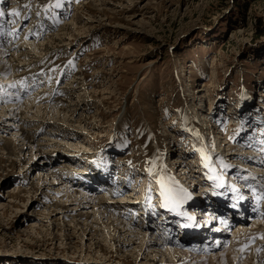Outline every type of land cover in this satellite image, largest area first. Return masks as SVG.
I'll return each instance as SVG.
<instances>
[{"label":"rangeland","instance_id":"obj_1","mask_svg":"<svg viewBox=\"0 0 264 264\" xmlns=\"http://www.w3.org/2000/svg\"><path fill=\"white\" fill-rule=\"evenodd\" d=\"M13 1L11 0V4ZM88 1L60 0L64 9L58 11L59 16L56 11L61 8H56L53 1L45 2L44 8L40 6L38 0H32L27 4L22 2V5L27 6V9L33 8L27 13L30 15L29 19L23 21L25 25L32 19V26L35 21L40 20L41 24L44 22L45 25H49L47 27L56 29V31L59 30L60 25L65 24L71 26L74 31L77 25L70 24V19L73 14L78 13V16L83 18L82 22L86 23V20H90L88 23L92 27L89 29L90 31H81L75 34L77 37H72L73 39L68 37L69 40H72V44L64 45L65 48H50L51 51L55 50L49 52L48 57L41 54L42 56L39 55L38 60L34 63L22 64V68L16 74H21L27 65L35 68L33 70H35L37 79L22 83V85H27L30 90L27 95L23 93V98H21V102L25 103L24 111L33 105H36L34 106L35 110L43 105L27 104L26 99L33 96L34 93H36L34 96L40 93H51L56 88L53 90L54 96L59 98L69 88L83 87L88 85L86 82L90 81L92 84L94 83L92 89H95V92L89 95L93 103L89 109L83 111L84 108H82V111H72L73 118L64 122L57 117L67 119L68 113L63 114L62 111H58L56 115L53 113L54 121L79 133L80 137L49 140V144L54 143L55 149L48 152L51 155L48 154V156H50L49 159L54 158L56 161H53L48 169L52 170L55 166L67 174L74 173L78 176L84 170L83 167L79 170L78 165L62 161L65 158L59 151L71 153V156L81 154V157L85 159L90 155L91 158L93 156L92 153L87 154L85 151L88 147L100 150L99 153L102 152V154H100V158L96 159L101 164L106 162V165H109L110 174L106 177L104 175V179H101L105 181L104 190L99 184H97V188L95 187L98 190L97 195H104L110 201L119 197L118 200L123 204L128 203L127 205H134L135 201L138 203L142 201L144 209L150 213L152 210H149L154 207L153 205L159 202L158 197L155 196L157 194L152 189L153 187L156 189V185L149 182L148 179L138 178L134 172H130V169L137 168L145 171V168L151 165L154 167L152 156L157 153L156 145H158L163 154V162L159 161L154 168L161 171L162 164H164L169 174L179 176L180 185L188 188L186 182L189 183L190 186L192 185L191 192L196 195L198 193L197 196L200 197L199 193L204 194L203 181L198 180V178L202 179L200 174L198 178L190 175V164L195 166L193 169L197 175L195 163H200V170L202 169L205 177L206 171L201 165L203 162L198 157V154H201L198 150L195 151L197 154H195V163L187 164L186 160L183 161L184 153L186 157H194V154H191L194 144L185 135L186 132L198 133L200 137H203L206 143L201 148L206 150L207 154L212 153L213 146L210 148V144L212 142L215 144L219 135L224 137L226 142L223 143V146L227 153L223 154L227 161L233 167L240 169L239 175L233 173L232 176L239 184L241 182L239 179H241L244 188L251 185L255 191L252 194L258 196L260 201L258 202L262 205L255 201L252 205L247 203L245 206L249 207L251 211L263 209L264 196L262 198V194L258 193L257 185L264 189V152L262 150L260 154L256 149L264 146V120L262 121L264 117L262 116L264 115V0H108V6H103V9L99 4L103 0H92L93 2H90V11L93 13H90L91 16L87 10H82V5ZM135 4L139 11L132 12V9H127ZM7 5H10V0L7 1L5 7ZM125 6L127 7L125 8ZM15 7H17L16 4ZM112 7L113 9H111ZM24 24L21 26L22 28ZM34 28L39 30L40 26ZM34 28L33 30H35ZM40 32L43 33V30ZM44 32L46 33L45 29ZM88 33L92 34L89 38L86 37ZM22 35L19 40L14 41V44L23 39ZM46 36L39 34L29 42L20 43L28 44L32 49L34 44L47 42ZM69 40L65 42L68 43ZM47 44L50 46L49 43ZM59 46L61 47V45ZM71 57H73L71 64L66 65L67 60H71ZM74 65L75 67H73ZM56 68H58V72H56ZM40 69L42 70L40 71ZM51 69H55V71ZM37 73L40 74L36 75ZM7 79L0 77V82ZM55 80L60 81L56 83ZM56 84L58 87H53ZM5 92L13 93L9 90H5ZM198 92L206 94L205 105L198 103V106H203L201 112L204 111L211 121L212 126L208 129L204 126H202L204 129L200 128L196 105L192 104L196 98L194 96ZM77 97V94L74 95V99ZM17 99L18 97L13 96L11 101ZM249 104L250 106H248ZM10 105L17 107V104L14 103ZM0 110H2V104H0ZM48 110L52 111L51 108ZM76 118L80 119V124L74 122ZM184 119L191 130L183 129ZM215 122L218 125H215ZM230 122H234L233 126L229 125ZM25 127L16 121H10L0 133V140L14 139L16 136L13 133H16V128ZM46 129L47 127H43L38 135H41L44 130L50 132ZM214 133H216L215 136ZM1 144L2 142H0ZM56 153H59L58 157L55 156ZM32 154L37 158V161H40L38 153L32 152ZM29 155L25 154L23 157L26 162L31 159ZM0 156L5 157L6 155L0 151ZM247 157L252 160L246 159ZM3 159L5 160V158ZM178 159L181 161H177ZM15 160L13 159L15 164L9 165V162L0 159V264H142V262L150 264L153 262L149 259L150 257H147L146 260L140 257L135 258V256L113 249L102 250L98 253L96 249H93L94 246L90 249L87 248L89 243L92 244L88 240L83 242L82 249L75 248L74 245L79 244V241L76 238L66 240L63 236L68 233L66 229H69V225L62 227L54 225L51 229L44 222L42 229H38L39 225H36V232L39 231L36 233L31 226L34 222L38 223L29 219L33 216L37 219L40 218L41 215L37 213L44 212L43 208L46 203L38 201L39 199L34 197L35 195L19 192L25 185H21L18 190L15 188L16 182H18L15 180V175L26 174L23 165L20 166L21 161ZM252 161L254 162L252 163ZM256 161L259 163L257 164ZM86 165L92 164L89 162ZM229 166L227 169L233 172ZM242 166L246 169L243 170ZM92 168L94 167L92 166ZM119 168L124 173H120ZM116 171L119 174L116 182L121 185V188L117 190L118 192H114L113 189L106 191L105 185L109 183L108 179H116L115 176L112 177L116 175L114 174ZM36 174L35 170L27 173L25 184ZM241 174L246 176L248 174L249 180L253 183H246L243 179L245 176ZM122 176L127 180H123ZM238 176L239 179H237ZM57 180L58 185H61V181L64 179ZM65 183L68 190H72L71 193L68 192L69 195H73L75 188L79 190L82 186L78 188L76 185L70 186L66 181ZM140 183H143L142 186L139 185ZM207 183L209 182L205 181L206 185ZM132 188L137 195L135 193L133 197L125 198L129 194L128 189ZM134 191L132 192L134 193ZM139 191L145 193L147 191L148 195H151V200L147 197V201L144 202L140 199ZM11 192L19 193L23 200V202L14 201L19 206L18 209L10 205L13 201L7 195ZM115 194H118L117 198ZM207 194L209 195V193ZM250 201H254V197ZM36 202H38L37 206ZM204 207H210V204L205 203ZM204 207H200L198 212L205 211ZM127 209L130 210L129 207ZM238 209L239 211H230L239 214V217H242L243 212V216L252 223L253 213L242 208L241 205ZM191 211L192 207H190ZM212 212L214 213L211 215V221L213 220L211 224L212 227H215L218 226V215L214 210ZM126 215L124 213V218L129 220L130 217L127 216V218ZM224 216L229 215L225 212ZM227 219H230V216ZM234 220L230 219V222ZM133 223L136 224L135 221ZM237 223L238 221H235L231 225H225L228 228H225L224 225L223 228L216 226L213 231L219 234L224 231L225 238L234 239L231 232ZM259 224L262 223L259 222ZM193 225L196 226L195 223ZM48 228L51 229L48 230L51 235L46 234ZM151 230L150 238L156 239L153 238L156 235L152 234ZM173 234L174 232L170 234L173 236L172 238L175 236ZM101 237L106 239L105 234H102ZM103 243L106 244V240ZM252 245L258 244L255 241ZM222 246L220 244L219 248ZM165 247L170 246L165 245ZM179 250L184 252L181 258L185 260V263H192L196 253L193 252L194 255H191L186 249ZM211 251H215V249ZM210 254L212 253H208L207 256ZM256 257L258 256L256 255ZM154 259L158 260V257H154ZM163 259L159 258V261Z\"/></svg>","mask_w":264,"mask_h":264},{"label":"bare ground","instance_id":"obj_2","mask_svg":"<svg viewBox=\"0 0 264 264\" xmlns=\"http://www.w3.org/2000/svg\"><path fill=\"white\" fill-rule=\"evenodd\" d=\"M7 1L8 0H2V2H0V10H3L5 13L3 17H0V24L5 23L7 29L6 33L0 36V40L4 42L0 44L1 46L0 47V77H3V79L8 78L7 80H3L2 82H0V104H2V110H0V133L3 132V130L10 123V121H16L20 124H23L26 127L16 128L17 129L15 131L16 133H13L16 136L14 139L4 138V140H0V142H2V144L0 145V151L4 152V155H6L5 157L0 156V159L9 162V165L15 164L13 159H16L18 162L21 161L20 166L23 165L26 174L23 175L21 173L22 174L21 176L15 175L16 176L15 180L18 181L16 182L17 185L15 188L18 190L21 187V185H25L24 188L19 190V192H24L29 195L31 194V196L35 195L34 197H38L39 199L38 201H43L44 203H46V205H44L45 208H43L44 212L37 213L41 215L40 218L37 219V217L35 216L30 217L29 220L31 221L33 220L38 223L36 224L34 222L32 224L33 225L31 226L32 230L35 229L36 232L37 231L36 225H39L38 227L39 229L44 226L43 224L44 222L45 225L47 223L48 227L50 228L54 225H60V227H62L63 225H69L68 227L69 229H66L68 233L63 234V236H65L66 240L69 238H76L79 241V244L74 245L75 248L79 247L78 249H82L83 242L88 240L92 244L90 245L89 243L87 245V248L90 249V247L94 246L93 249H96L98 253H100V251L102 250L108 251V249H113L118 252L122 251L124 254H130L131 256H135V258L140 257V258H145L146 260L147 257H150L149 259L153 260V262H151L150 264H258V263L264 264V241H263L264 207L261 210L259 209L257 211H251L249 207L245 206L247 205V201L244 200V202L241 204L242 208H246V210H250V212L253 213L252 214L253 220L252 223H250L243 216L244 214L243 212H242V217H239V214L232 213L230 210L226 208V206L228 207V205L225 206L223 204L225 198L232 197L236 201L241 199L238 195L239 194L242 195L244 189V187H242L244 184L243 185L241 184L242 180L239 184V182L235 180V177L232 176L234 174H238L237 172H239L240 169H238L237 167H233V165H231L227 161V158L223 154L226 151L225 146H223V143H226L224 141V137H220L218 135L215 144L214 142L212 144L213 146L212 153L207 154L206 150H203L201 148L206 143L204 138L200 137L198 133L191 134L186 132L187 134L185 136L188 137L187 139L189 141L191 140V142L194 144V147L197 145L200 147L198 151L201 152V155L203 153L209 157L207 161L204 160V162L202 161L203 163L201 164L203 166V169L205 168L204 171H206V177H205L203 175L202 169L200 170L199 167L200 163L198 164L195 163V151L192 150L191 152L192 155L194 154L193 158L186 157L184 153L185 158L183 159V161L185 162L186 160L187 164L193 162L197 167L196 170L198 172V175L196 174V171H194L193 169V167L195 166L193 164H190V170H189L190 175L192 177L198 178L200 174L202 178L201 180L198 178L200 182L203 181L202 188H204L203 189L204 194L199 193L200 197L197 196L198 193L196 195L193 194V192H191L192 185L190 186L189 183L186 182L188 188H185L184 186L180 185L179 176H176L175 174L174 175L169 174L168 169L164 166V164H162L161 171L154 168L159 161H162V157H163V154L160 152L158 145H156V148L159 151V152L156 151L158 154L154 153L152 156V163L154 164V167L151 165L150 167L145 168V171H141L140 169L137 168H133L134 170L130 169V172H134L138 178L142 177L143 180L148 179V181L152 183H154V181L158 182L159 188H161L159 181L163 179L168 186L182 188L183 190H185L187 198L183 199L182 202L180 203L179 208L175 209L173 212L166 210L172 208V206H169L166 209L165 207L162 206L164 202L163 197H161L159 195L160 193L157 192L155 193L159 196L157 195L155 196L158 197L159 202H156L153 205L154 207L152 208L151 211L152 213L151 212L148 213L147 210L144 209L143 207L144 203L142 204V201H140L141 204L135 201L134 205H127L128 203L123 204L118 200L119 198V197L117 198L118 194H115L117 199H112V201L106 199L104 195H97L98 190H96L95 187L97 186V184H99L100 186H102L103 189V184L105 181H102L101 179L104 177V175L106 177L109 176L110 174L109 172L110 167H108L109 165H106L107 164L106 162L101 164L96 159L98 157L100 158V154H102V152L99 153L100 150L97 151L95 149L93 150V148L91 149V147H88V149L85 151L87 152V154L92 153L93 156L91 158L90 155L89 158H85V159L81 157V154H77L76 156L75 155L71 156L70 155L71 153L69 154L66 151H62V150L59 151V153H62V155L61 154L60 155L65 158L62 161L64 162L66 161L70 164L74 163L78 165L77 167H79L78 168L79 170H81L82 169L81 167H83L84 170L78 174L79 177H76L77 175H75L74 173L67 174V172L62 171L61 168H56L55 166L52 170L50 168L48 169V166H50L53 161H56L54 158L49 159L51 155L48 152H50L54 148L53 146L54 143L49 144L50 143L49 140L52 141L57 138H61V139L73 138V136L80 137L79 133L72 131L71 129L70 130L67 129L57 121H54L52 118L55 117L58 111H62L63 114L68 113L67 116L69 119L60 116L57 118L62 119L63 122L70 121L72 117V111L75 110L82 111V108H84L83 111H85L87 108L89 109V107L92 106L91 104L93 103L91 96L89 95L92 94V92H95V89H92L94 88L93 87L94 83L92 84V82L90 81V82H86V84L88 85H85L83 87L74 86V88H69L64 92L63 96L59 98L54 96L55 93L53 92V90H55L56 88H54L51 91V93H40L37 96H34L36 94L34 93L33 96L29 97L30 99L29 98L26 99L28 102L27 104L28 105L43 104V105L41 107H38L37 110H35L34 107L36 105H33V107L30 106L29 108L26 109V111H24L23 108L25 107V103L21 102V98H23V93H26L27 95L30 92V90L28 89L27 85H22V83L23 81L30 82L33 79H37L34 73L35 70H33L35 68L30 67V65H27L23 68L21 74L20 73L19 75L16 74L17 71L20 68H22L21 66L22 64L34 63L35 61L38 60V57L41 54H45L48 57L49 52L55 50L52 49L51 51L50 48L55 47L57 49H62L64 45L72 44V40H69V38L73 39L72 37H77L75 36V34L80 33L81 31L89 30L92 27H90L89 25L90 23H88L90 20H86V23L82 22L83 18L81 19V16H78L77 12H76L77 14L76 15L73 14L72 18L70 19L71 21L70 24L73 23L77 25L74 31H72L71 26L66 24L62 26L60 25L59 26L60 28L57 27L59 28V30L56 31V29H50V27H47L49 25H45L44 22H42L41 24L39 22L40 20L35 21L34 25L32 26L33 23L32 19L30 20V22H28L27 25H25L23 21L24 19H27L28 16H30L27 13H29V11H32L33 8L30 7L27 9L26 6L22 5L23 4L22 2L24 1V4H27L29 2H32V0H14L12 4L10 0V5H7V7H5ZM48 1H53L54 4H56L57 2V0H38V3H40L41 4L40 6L44 8L43 4L45 2L47 3ZM93 1H99V0H93ZM93 1L89 0L84 5H82V10L83 11L84 9L85 11L87 10L90 16H91L90 13H92L90 11L91 10L90 2ZM107 2L108 0H103L102 3H99L102 6V9L107 5ZM15 4L17 5L18 8L15 7ZM126 7L127 6H125V8ZM131 7L127 9H132L131 10L132 12L139 11V9L137 10L136 8L137 7L136 4ZM111 9H113V7ZM13 10L18 11L20 15L19 16L11 15ZM22 12L24 13L21 14ZM33 13H35V11H33ZM7 15L9 16L7 17ZM77 20L78 22H76ZM23 24L24 27L22 28L21 26ZM37 26H40L39 30L34 28ZM33 28L35 30H33ZM44 29L46 30L47 34L44 32ZM41 30H43V33L40 32ZM36 31H39L40 33ZM21 32L24 34L23 35L20 34ZM39 34L47 35L46 36L47 42L34 44V46H32L33 47L32 49L31 47H29L28 44L20 43L25 41L29 42L31 41V39H34ZM21 35L23 39H21L19 43L14 44V41L19 40ZM91 35L92 34L88 33L86 34V37L89 38V36ZM67 40H69L68 43L65 42ZM76 40H78V38H76ZM47 43H49L50 46H48ZM59 45H61V47ZM72 59L73 57H71V60H67L66 65L68 64L70 65L71 63H69V61L72 62ZM42 69H40V71ZM42 72L48 73L47 71H42ZM56 72H58V68H56ZM39 74L40 73H37L36 75ZM73 78H75L74 75ZM71 80L73 81V79ZM72 81L69 82L71 83ZM53 87H58V85L56 84ZM5 90L6 91L9 90L10 92L13 91L14 94L5 92ZM76 94L78 95V97L74 99V95ZM205 95H206L205 93L200 94L198 92V94L194 96V98L196 97L195 98L196 102L194 100L192 103L193 105L194 104L196 105V112H197L196 114H198V118L200 120L199 126L201 129H204V127L208 129V127L212 126L210 123L211 121H209L208 115H206L204 111L203 113L201 112L203 106L202 107L198 106V103L201 105H205L204 103V99L206 97ZM13 96L18 97V99L15 101L14 100L11 101ZM13 103L17 104V107H12V105H10ZM248 106H250V104ZM50 108L52 111L49 112L48 109ZM192 108L194 110V107ZM53 113L55 115H53ZM75 121L77 124H80L79 118L78 119L76 118L74 122ZM216 124L217 122H215V125ZM43 127L44 128L47 127L46 130H50V132L49 131L46 132L44 130V132H42L41 135H38L39 131H41ZM182 127L186 131L191 130V127L187 125L185 119H184V123L182 124ZM215 134L216 133H214V136ZM194 142H197L198 144H195ZM184 148H186L185 145ZM32 152H36L39 154L40 161H37V158H35ZM59 153H56L55 156L58 157ZM25 154L27 155L30 154L29 156L31 159L29 160L28 157L29 161L27 162L23 158ZM48 154L50 156H48ZM250 157H247L246 159L252 160V158ZM3 158H5V160ZM179 160L181 161V159H178L177 161ZM89 162H91L92 165H86V163ZM205 162L208 163V167H205ZM253 162L254 161H252V163ZM256 163L258 164L259 162L256 161ZM225 165H227V167H225ZM92 166L94 168H92ZM228 166L232 168L233 172L232 171L231 173L227 172ZM241 168L243 170L246 169V168L244 169L243 166ZM34 170L36 171L37 174L32 179H29V181H27V183L25 184L24 181L26 179L25 177L27 173L32 172ZM79 170L76 171L78 172ZM245 174H241V175L248 177V179L247 180H245L244 178L243 179L246 181V183L250 182L252 184L253 182L249 180L250 177L248 176V174L247 176ZM209 176H215L218 177V179L216 180L206 179ZM57 179H64L70 186L76 185V187L78 188L81 185L82 186L79 188V190L75 188L73 195L71 194L69 195L68 192L71 193L72 190L70 191L68 190L69 188L67 187V184L65 183L64 180L61 181L62 182L61 185H58ZM122 179L127 180V178L124 176L122 177ZM205 181L209 183H207L206 185ZM107 182L109 183L105 185V187L108 189L107 190L105 188L106 191L109 190L111 191L113 189L114 192H118L117 190L121 188V185H118L116 179L113 180L110 178V180L108 179ZM77 183H79V186ZM113 184L116 185L113 186ZM142 184L143 183H140L139 185L142 186ZM217 184H223V187H216ZM257 186H258L257 188L258 193H261L263 198L264 189L259 185ZM233 189H237L238 191H233ZM214 190L217 192V193L215 192L216 194L213 193ZM132 191H134L133 188L128 189L127 192H129V194L125 196V198H128V196L133 197L136 191H134V193ZM253 192L255 193V191ZM16 193L13 192L8 193L7 197H9L13 201V203L10 205L18 209L19 206L15 204L14 201L18 200L20 202H23V200H21L20 194L19 193L16 194ZM207 193H209V195ZM106 195H108V193H106ZM202 198L204 201L202 200ZM154 200H156L155 197ZM255 201L258 202L259 198L257 195L254 194V202ZM205 203L210 204V207L205 208L204 207ZM262 203H264V201ZM37 204L38 202H36V206ZM128 207L130 208V210L127 209ZM190 207H192L191 212H190ZM200 207H204L205 211L199 213L198 209ZM219 208H221V211L224 209L222 213L216 212L219 210ZM142 209L145 210L146 212L141 211ZM134 210H136L137 213ZM213 210L218 215V219H217L218 226L217 225L216 226L219 228L220 227L223 228V225L225 228H228V226L225 225L227 224L231 225L235 221H238L235 228L233 229V232H231L232 233L231 235H233L234 239L232 238L228 240L227 237L225 238V235L223 234L224 231H222V233L220 234L215 233L213 231L216 227V226L212 227L213 225L211 224V222L213 221V220L211 221V215L212 213H214L212 212ZM225 211H228L227 213L230 216V219H235L233 222H230V219H227V217L229 216L227 217L224 216ZM124 213L129 215L133 214L134 217L137 219L136 224L133 223L135 221V218L134 220L132 219L130 220V218H128L126 215V217L129 219L127 220L124 218ZM259 222L262 224H259ZM194 223L196 226L193 225ZM153 225L156 226L158 229L156 232L151 230V226ZM186 227L188 228L186 229ZM50 228L46 230L47 231L46 234L51 235V232L48 231ZM194 228L196 229L198 228V229L194 230ZM150 230L152 231V234L156 235V237H153L156 239L150 238L149 235V233L151 234ZM159 230L161 232H166L168 234V237L172 232H174L173 235L175 236L172 239H165L162 233L158 234ZM36 233H39V231ZM102 234H105L106 239H103L101 237ZM224 239H227V241H224ZM105 240H106V244L103 243V241ZM255 241L257 242L258 245L253 246L252 243ZM220 244L223 245L222 246V248L224 249L223 251L221 250L222 249L221 247L219 248ZM165 245H169L170 247H165ZM179 249L181 250L186 249L189 251V254L191 255H194V253H196V256H194L192 263L191 262L185 263V260L181 258V255H183L184 252L180 251ZM212 249H215V251H211ZM208 253H212V254L207 256ZM101 254L103 253L101 252ZM256 255L258 257H256ZM154 257L155 258L158 257V260H155ZM159 258L161 259L164 258V259L159 261ZM164 261L166 263H163ZM142 264H146V263L142 262Z\"/></svg>","mask_w":264,"mask_h":264},{"label":"snow or ice","instance_id":"obj_3","mask_svg":"<svg viewBox=\"0 0 264 264\" xmlns=\"http://www.w3.org/2000/svg\"><path fill=\"white\" fill-rule=\"evenodd\" d=\"M2 2V0H0ZM63 5L60 2V0H57V3L55 4L56 8H61ZM27 7V6H26ZM5 15L3 10H0V17H3ZM11 15H16L19 16L20 13L16 10H13ZM11 34V33H10ZM71 63V61H69ZM52 71H55V69H51ZM202 158L207 161L209 157L206 154L202 153ZM205 167H208V163L205 162ZM227 167V165H225ZM211 180H216L218 177L215 176H209L208 177ZM245 180L248 179V177H244ZM161 188H160V196L163 197V207L168 208L169 206H172L173 210L179 208L180 203L182 202L183 199L187 198L185 190L182 188H176V187H170L168 186L163 179L159 181ZM178 183V182H176ZM216 187H223V184H217ZM233 191H238L237 189H233ZM216 194V193H214ZM243 199V197H241Z\"/></svg>","mask_w":264,"mask_h":264}]
</instances>
